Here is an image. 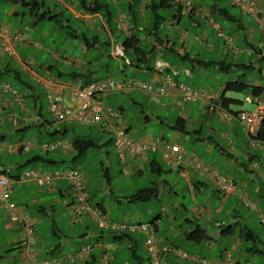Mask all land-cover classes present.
<instances>
[{"label":"crops","instance_id":"0c3cea01","mask_svg":"<svg viewBox=\"0 0 264 264\" xmlns=\"http://www.w3.org/2000/svg\"><path fill=\"white\" fill-rule=\"evenodd\" d=\"M210 1L212 3L209 7H203L196 2L194 3L197 4V8H200L205 16H210L209 18L214 20L213 16L211 15L212 12L224 7H222L223 5H220L221 1L219 0ZM254 1L257 4L256 17L250 14L243 13L239 8L232 6L230 1L227 0L226 7L237 9L239 11L238 15H236L237 22L234 23L232 19L226 15L227 23H234V30L243 35L242 42L244 46H240L242 43L240 42L241 44L239 45L237 44L238 42L233 39V45L235 48L234 52L229 50L225 46L224 41L219 38L218 35L217 41L215 40L214 43L210 42L209 29L216 31V33L218 32L210 24L207 23L205 19L206 17H198L194 15H192L191 17L190 15H187L184 9L182 10V8L180 14L178 11H174V14L172 15V22L170 25L178 26L180 25L183 17H189L190 27L194 30H199L198 32L200 33V35L194 36V42L189 43V41L191 40V34L188 33V30L191 29L189 27H187V31L184 30L182 32L174 33L176 34V37L178 39L177 41L179 43V47L177 49L173 48L174 43L168 37H165L164 40L159 36H157V38L155 39L152 37V35L142 37L143 41H146L148 44L155 45L154 63L160 61L162 64H164V72L168 73L173 80L182 83L191 89H203L209 91L214 90L212 92H214V94H216L218 97V99L214 101V103L218 105V109L216 111L207 110L197 102H186L181 109L177 108L173 103V100L177 98V93L175 92H173L172 97L161 99V102L158 105L151 103L147 95L138 92L124 94L122 95L123 98H121L117 101L116 104H114L115 107L120 108L124 125L126 126L132 137L137 139L156 138L164 142L173 143L180 146V149L184 154L182 163L179 166L171 167L163 160L161 153L157 152L140 157L136 161L130 163L125 170L129 171L131 175L139 177L143 175L144 169L146 167L150 173L155 174L158 178H161L163 174H168V176L176 174L182 179V182L184 183L188 195L183 193L184 190L182 191V195H179V193H177V191L174 189L173 183L168 180L159 179L157 183L158 186L161 185L162 188H164L165 186L169 187L168 192L170 194H173L176 199V201L173 202V210L175 209L180 215L182 214V224H187L186 227H182V229L179 231H174V229L171 228L168 237V235H166L164 231L160 230L159 228L162 223V216H168L169 220L175 222L176 216L173 214H169L170 211L167 206H162L160 211L161 213L152 218L151 221H148L155 223V233L158 239V245L160 247L171 245L179 248L178 245L172 242L175 240L187 243V246L205 245L208 247V249H212L214 243L222 244L227 243V241L229 240L232 243L233 250L240 252L243 246V229H249L250 231H252L249 228V222L251 220L240 213V208L244 207L249 213H252L254 217L253 221H258L259 224H261V217H264V147H258L250 143L248 137L243 131L241 123L236 118V113L240 111H233L230 109L231 105H236L234 104V101H240L228 98V92L225 93L226 85L238 80L246 85L254 83L258 86V88L264 89V81H259L258 79H253L252 77L246 76L247 72L250 73L253 70H257L261 79H264V69L260 68V63L264 61V0ZM108 2L118 10V13L120 10L125 11V9H132L134 5L132 0H108ZM195 4H193L194 7H196ZM138 10L140 11V15L145 12L143 9L141 10V8H139ZM72 13L82 14L81 20L88 17V20H84L87 22L90 20L92 22L93 19H96L97 15H99H84L80 11L78 12L75 10H73ZM242 16H247L249 17V19L254 21V23H259L256 24L258 26V30L261 32L260 37L257 38L256 30L253 28L252 24H248V26H245ZM100 19L102 22H104V19L101 15ZM202 25H205V27L207 28H201ZM104 31H106L105 27ZM106 32L109 37L110 46H115L116 44L121 43L116 35H110L108 31ZM222 32L224 33V31ZM226 35L232 36L229 33H227ZM123 36L125 35L123 34ZM194 46L199 47L201 50L203 49V52L206 53L194 51ZM97 47L98 45H96L94 49H96ZM125 53L127 52L125 51ZM166 53L174 54L181 60V63L178 66L171 65L168 61L165 60L167 56ZM207 54L211 55V57H208ZM110 56L111 59H118L115 58L111 53ZM3 57L4 55L0 53V58L2 59ZM230 57H233L235 59V62L230 64V70H232V68L236 69L235 71L237 72V77H230V70L221 66V64H225ZM238 57H243L245 58V60H243L241 63L236 62ZM60 58L61 57H59V59ZM13 60H15V64L17 63L16 65L19 67V69H21L23 73L27 75V72L23 69L24 67L22 66V63L26 62L22 61L21 56L20 58L18 56V59ZM63 61L66 69L70 68V70L76 73H82L86 75L87 73H89V75L92 73L91 67L86 61H79L78 63L74 64L68 57H64ZM66 62L69 63L67 64ZM193 62H201V64H194ZM79 63L80 65H78ZM125 64L129 66L132 71L137 70L144 76H147L148 79H146L145 82L154 80L156 75L154 64L150 67L148 65H141L134 60L128 59H126ZM187 64L190 66V68L187 66ZM75 65L77 66L76 69H72L70 67H74ZM38 67L40 68V66ZM48 70L49 66H46L45 74L47 75L51 74V71ZM68 72L64 71L59 74V76L53 77L60 80L61 82H69L73 79L70 76L66 77V74H68ZM241 72H244L245 74ZM196 76L204 80L213 79L214 83L211 84L209 89H205L201 84H198L197 86L191 84V80H193ZM89 78L90 80H92L91 75ZM124 79L138 80L135 77H124ZM135 93H137L138 95H142L143 100H140L136 96H134L133 94ZM247 94L250 95L248 91ZM222 95L228 100H233L229 102L228 107H223L222 100L220 99ZM113 97L114 96L112 95L106 96L104 98L105 104L109 106V104L107 103V99H109L110 102H113V100L115 99V97ZM145 103L151 106L155 105L156 110H154V113L153 111L147 110L145 108V106L147 105H145ZM134 108H140V112L141 114H143V128H145L144 131L147 127L151 126L152 122H154L161 129L165 128L173 130V136L170 141L166 140L161 133L159 136H155L145 133L146 131H143L144 133H142L139 137L136 136L138 132L132 129L129 120L126 118V114ZM27 110V112H21L19 108L13 103L12 97L9 95H5L0 98V143H15L23 140H33L38 141L39 143H43L62 140V142L69 145V149L65 151L58 150L51 153L55 154V156L51 157L49 156V154L46 155L38 150H32L29 153H9L6 150H2V152L0 153V173H7L13 179L12 199L17 204L25 208L34 223V234L37 239L36 252L38 258H56L62 261L61 264H99L102 250L98 246L110 244L114 246V249L109 252V255L112 257L110 264H150L147 252L143 244V235L129 232L113 231L110 228V224L114 223L112 221V217L108 214L103 205L93 202L90 195L89 196L91 203L101 209L104 215L103 220L108 225V228L105 229H100L99 227L96 228V233L93 232L92 228L82 225L84 222H90L88 220H83L79 223L71 222V215L69 213V210L64 205L65 200H70L68 192V182L65 179L56 180L53 183V187L51 189L40 188L32 183L25 182L20 179L21 173L26 170H37L52 174L58 169L39 170L33 167L37 165L56 167L57 165L62 163H71V159L76 154L71 147V142L75 139H92V136L85 137L76 132L75 127L77 125H56L54 127L55 129L51 131L50 128L53 125L48 124L49 121L43 117L42 112L41 114H39L37 108H27ZM222 110L230 113V119H225L222 117ZM13 114H16L20 118L16 127H12V125L10 124V118ZM178 121L181 123H179L175 127V124ZM182 121L184 123L183 125ZM192 126H194V128ZM86 128H96L98 133L109 134L106 131L105 123L101 126H92ZM35 131L39 135L38 138L28 135L32 134L33 132L35 133ZM69 135H71L73 138L71 142L64 140ZM181 137L182 144L185 143L187 146H190V148H184L183 145L179 143ZM109 142L112 145V138L109 139ZM104 145L105 143L99 144L100 148ZM70 151L72 152V155H70L69 160H66L65 156H68ZM23 155L29 156H27L26 158H22V160L17 159L20 156L23 157ZM157 156H159L165 163V168L157 161ZM190 157H195L202 165L213 168L221 174L232 178L237 183L238 188L240 189L239 193H233L228 196L222 195L216 189V187L208 181L204 174L196 171L190 166L188 162ZM79 161H77L76 163H72L74 167H76L75 165L79 163ZM218 165H221L222 168L226 169L225 173H222L224 171L217 168ZM168 176L166 178H168ZM153 185L156 184L154 183ZM158 192L159 193L157 196H159L161 193L159 189ZM133 194L129 196L124 195L122 197H118L116 199V203L120 207L124 203H141L129 202L127 200V198H129ZM48 196L50 197V199L46 201L44 198ZM179 196L181 198V201H179ZM17 197L20 198L19 202L16 201ZM247 199L256 206L257 209L255 211H252L245 206L244 201ZM215 200H217L218 203L217 205H215V207H213ZM186 201L192 202L193 205L188 208V206L185 204ZM195 202L199 205V208ZM46 204H48L47 206L51 209V211H54V204H60L62 205V207L64 206L63 208L66 210V213L70 219V229L72 230V232L76 231V229L80 230V236L78 237L79 242L73 243L74 241L67 237H65L64 240H61L62 233L60 229L54 227V219L51 220V226L53 235H55V237H58V243L47 244L44 242L43 234L38 236V226L45 223L43 218H45L47 223L49 221V218H53L49 217V215L47 214ZM30 205L36 207V211L33 214L28 211ZM224 210L228 212V216L231 220L229 225H226L224 221L218 220L219 215ZM149 212L151 211L146 210L141 214L134 212L132 214L134 216H129L126 219H123V222L121 221V223L119 224L141 222L137 221V218L139 220H142L141 218H144V216ZM1 221L4 223L5 229H7V231H10L11 228H13V231L17 233L16 238L12 241L13 247H10V250H17L20 254L18 249L19 230L17 227L9 224V222L7 221L6 212L0 209V222ZM79 224L80 226L76 228V225ZM197 227L205 231V233L209 236L210 239L207 242L195 244L187 240V234L194 231ZM224 227L229 228L228 233H230V229H232V235H228V233L225 235H221V231L224 230ZM240 229H242V231H238ZM259 241L261 244L260 246L264 247V243H262L260 238ZM87 245L94 246L91 254L86 257H78L77 252H79L82 247ZM140 252H143V254H140ZM221 254L222 252L219 253V257L221 256ZM67 256H72L75 259L71 262L63 261ZM215 258L217 259L218 257ZM216 259L214 261H217ZM236 259L240 264H249L250 262L248 259H246L247 262H245L241 260L240 257H236ZM171 264L180 263L172 261Z\"/></svg>","mask_w":264,"mask_h":264},{"label":"built area","instance_id":"2783aa9c","mask_svg":"<svg viewBox=\"0 0 264 264\" xmlns=\"http://www.w3.org/2000/svg\"><path fill=\"white\" fill-rule=\"evenodd\" d=\"M114 1V0H112ZM148 0H140L141 8H144ZM176 7H182L186 14L198 17H206V21L215 30L225 46L235 51L233 38L221 31L220 25L210 16H205L200 8L194 7L190 0H170ZM232 6L239 8L243 13L257 16V4L254 0H230ZM129 16L120 11L115 20L116 29L125 36H130ZM26 45V36L21 31H14L10 27L0 24V53L9 58L18 59L19 49ZM37 46V45H35ZM125 48L122 44H116L111 54L115 58H124ZM59 59V57H56ZM67 64L69 62H66ZM23 69L27 72L31 81L40 86L44 92V99L47 105V112L50 117L49 125H82L86 127L101 126L105 123L106 131L112 135V144L116 153V159L120 168L125 171L130 163L148 154L161 153L163 160L171 167L179 166L182 163L184 154L180 146L164 142L156 138L137 139L130 135L124 125L123 118L118 107H111L105 104L104 98L108 95L131 94L134 92L143 93L149 97L153 104H160L161 99L172 97L173 92L177 98L173 100L175 107L182 108L186 102H197L210 111H216L218 105L214 103L217 95L204 90L191 89L188 86L173 80L168 73L164 72L165 66L160 61L155 63V78L153 81L145 82L139 80H113L110 78L100 79L84 83L80 79H73L69 82L60 80L49 75H41L35 70L31 63H22ZM250 86L258 88L254 83ZM5 95L12 97L13 103L21 112H27L22 94L9 83L0 84V98ZM245 103L253 107L252 111H240L236 118L242 125L243 131L251 144L264 147V89L257 96L247 95ZM222 117L230 119L229 112L222 110ZM19 117L13 114L10 118L12 127H16ZM260 136H263L261 139ZM69 145L62 141L43 142L23 140L15 143H0V153L6 150L9 153H29L38 150L44 154H51L55 151H65ZM190 166L205 175L208 181L224 196L239 193L237 183L230 177L221 174L213 168L202 165L195 157L189 158ZM20 179L35 186L51 189L56 180L65 179L68 182L70 200L64 201L71 215L72 223H79L88 220L97 225L100 229L108 228L103 220L101 209L93 205L87 192V185L84 176L76 168H67L54 171L52 174L37 170H26L21 173ZM13 179L8 175L0 174V209L6 212L7 221L19 230L18 249L21 259L25 264H61V260L40 259L37 256V239L34 234V223L25 210L12 199ZM246 207L255 211L256 206L245 200ZM260 223L264 226V217ZM113 231L142 234L144 237V248L148 255L150 264H171L172 261L180 264H238L232 253L225 251L219 260L213 261L198 255L189 254L180 248L166 245L159 246L153 222H133L125 224H110ZM101 248L99 264H110L112 257L109 252L114 246L107 244L98 246ZM93 245L82 247L77 252L78 257L88 256L93 251ZM75 258L67 256L63 261H73Z\"/></svg>","mask_w":264,"mask_h":264},{"label":"rangeland","instance_id":"374dc122","mask_svg":"<svg viewBox=\"0 0 264 264\" xmlns=\"http://www.w3.org/2000/svg\"><path fill=\"white\" fill-rule=\"evenodd\" d=\"M38 2H44L45 6L50 8L52 14H58V21L56 22H42L38 23L34 26L30 24L27 17H22L21 13L24 12V9L22 7H13L9 2L0 1V24L6 25L13 29L14 31H21L26 36V45L19 49L18 56L22 61L26 63H31L32 67L37 70L41 75L45 74V68L46 66H55L51 70L50 76H58L60 72H72L70 68L65 67L64 65V57H68L71 59V61L76 64L79 61L87 62L89 63L92 73L90 74L92 77V81L108 78L119 81L124 80V77H135L138 80L145 81L148 79L147 76H144L142 73L138 72L137 70L132 71L129 66L125 64L126 59L132 60L134 59V56L130 53H124V58L122 59H108L107 53L110 54L112 51V48L114 46H106L105 43L109 41V37L106 31H104V23L100 19V15L102 16L103 13L97 15L96 19H93V21H84L88 20L83 19L81 20V14L78 13H72L73 10L78 11L80 0H36ZM88 2L92 0H86ZM199 5L203 7H209L212 3L210 0H193ZM224 5H227V0H223ZM68 9H67V8ZM112 18L115 21L118 16V10L112 6ZM79 12V11H78ZM230 12L232 14L238 15L239 11L237 9H230ZM12 13H17L18 16L12 15ZM158 15L161 17H164L166 20L162 22L161 29L157 33V35L161 39H165V37L171 39V41L174 43L173 48L177 49L179 47L178 39L176 37V34L178 32L187 31V27H190V19L189 17H183V19L180 22V25L178 26H171L172 22V15L174 14L173 10H158ZM153 17V13L151 11H145L142 16L138 17V23L149 29L150 23ZM243 23L245 26H248V24H252L253 28L256 30L257 38L261 36V32L258 30L257 24L258 22L252 21L247 16H242ZM106 20V19H105ZM220 22V28L221 31H224V33L231 34L232 38L235 39L238 43L241 44L240 46H244L242 42L243 35L239 33L235 29V24H229L225 22L223 19L219 18ZM257 23V24H256ZM69 25L68 29L66 26ZM205 27V25H202L201 28ZM114 28L116 26L114 25ZM200 28V31H201ZM207 28V27H205ZM69 30H73L77 33L76 39H71V37L67 34ZM130 30V29H129ZM108 31V30H107ZM199 31V30H198ZM197 30H194L193 28L188 30V33L191 34V40L190 42H194V36L200 35V33ZM210 32V42L214 43L215 40L217 41V33L216 31H213L209 29ZM146 34L148 31L145 32ZM122 33H119L117 30L115 31V35L118 36V39L120 42H123L125 36L119 35ZM141 36L142 33H139ZM83 36L91 43L93 39L97 37L98 39V47L96 49L88 51L83 42ZM118 42V41H117ZM119 42V43H120ZM241 42V43H240ZM121 44V43H120ZM37 45V46H35ZM197 45V44H196ZM195 45V46H196ZM116 46V45H115ZM194 46V51L206 53L203 52L204 50L200 49L199 47ZM107 52V53H106ZM106 53V54H105ZM196 53V52H194ZM21 54V55H20ZM165 60L168 61L171 65L178 66L181 63V60L171 53H166ZM60 59H55L56 57H60ZM208 57H211V55L207 54ZM27 58V59H26ZM148 62H146L144 65H148L151 67V65H155V54L149 53L148 54ZM245 58L238 57L236 62L241 63ZM6 62H12L14 65L15 60L12 58H8L4 55V57L0 58V68L4 65ZM235 59L233 57H230L226 63L225 66L228 64L234 63ZM20 63V62H19ZM21 64V63H20ZM80 65V63L78 64ZM256 65V64H255ZM40 66V68L38 67ZM76 66V65H75ZM70 66L72 69H76V67ZM109 66V67H107ZM122 66V68H121ZM187 66L190 68V66L187 64ZM18 67V66H17ZM19 68V67H18ZM121 68V69H120ZM125 68V69H124ZM260 68L264 69V61L260 63ZM211 70V69H208ZM236 69L232 68L230 70V77L238 76ZM245 74L244 72H241ZM246 76L252 77L253 79H258L259 81H264V79H261L260 75L258 74L257 70H253L250 73H246ZM65 79V78H63ZM5 79L0 78V84L4 83ZM182 81V77H181ZM213 79L204 80L199 77H194L193 80H191V84L198 85L201 84L205 89H209L211 84H213ZM38 94L41 97L42 102V115L45 119L50 120V117L47 112V105L44 99V92L41 89L40 86H37ZM203 90V89H202ZM208 91L210 93H214L212 91L214 90H204ZM124 94H117L112 95L115 97L113 102H110L109 99H107V103L109 106L115 108V105L118 100L123 98ZM138 99L143 100L142 95H138L137 93L133 94ZM247 92L243 93H235V92H228L227 97L232 98L235 100L240 101L242 104L240 105H231L230 109L233 111H252L253 107L251 105H248L245 103V98L247 96ZM113 97V98H114ZM147 103H145L146 105ZM145 108L147 110L153 111L156 110L155 105H146ZM126 118L129 120V123L133 130L137 131L138 133L136 136H140L142 133H148L151 135L159 136L160 133L163 134L166 140L170 141V139L173 136V130L169 129H161L156 123L152 122L151 126L143 128V114L140 112V108H134L131 109L130 112L126 114ZM56 126V125H55ZM54 125L50 128V130H54ZM95 127V126H93ZM191 127V126H190ZM194 128V126H192ZM76 132L80 133V135L83 136H92V139L97 141V143H105L104 146H102L100 149H92L89 150L86 156L79 161L75 166L80 171V173L84 176L86 184H87V192L91 196L92 201L98 204H101L105 207L108 214L112 217V221L114 223H121L123 222V219H126L129 216L132 215L134 212L141 214L143 211L146 210L151 211L147 215L144 216V218H141L142 220H139L137 218V221L141 222H148L151 221L152 218H154L156 215L161 213V207H168L169 208V214H173L176 216V222L169 220L168 216H162V223L159 226L160 230L164 231L166 235L170 234V229L173 228L174 231H179L182 229V227H186L187 224H182V214L180 215L175 209L173 210V202L176 201L175 196L173 194H170L168 192L169 187L165 186L164 188L161 187V185L158 186L159 179L168 180L173 183L174 189L179 193V195H182V191L184 194L188 195L184 183L182 182V179L178 177L176 174H172L171 176H168V174H163L161 178H158L155 174H152L148 171V169L145 167L144 173L142 176H133L129 171H123L116 159V153L113 149L111 143L109 142V139L112 138L110 134H101L98 133L96 128L88 129L86 127L77 125L75 127ZM144 131V132H143ZM32 137L38 138L39 135L35 131L32 134H28ZM49 139V138H48ZM63 139V138H62ZM90 139V138H87ZM64 140H67L71 142L73 140L72 136L69 135ZM62 141V140H61ZM179 143L183 145L184 148H190V146H187L185 143L182 144V137L179 140ZM196 148V147H195ZM70 155H72V152L70 151L68 156H65L66 160H69ZM29 155H23L18 157V160H22V158H26ZM49 156H55V154H49ZM157 161L165 168V163L161 160L159 156L156 157ZM74 165L72 163L66 162L55 166H43V165H37L33 168L44 170V169H58L62 170L64 168H73ZM218 169H221L222 173H225V168H222L221 165H218ZM168 176V178H166ZM232 176V175H231ZM233 177V176H232ZM156 184L158 186V189L160 190V195L156 196L149 201L141 202V203H134V204H127L124 203L121 207L116 203V199L118 197H122L124 195H131L134 192L141 190L143 188H148L153 186V184ZM41 188V187H40ZM158 197V199H157ZM46 201L50 199V197L44 198ZM16 201L19 202L20 198L17 197ZM179 201H181V198L179 196ZM46 203V202H45ZM196 203V202H195ZM218 201L215 200L214 206L217 205ZM188 208L192 206V202L186 201L185 203ZM47 214L49 217L48 223L43 218L45 223L43 225L38 226V236L43 234L44 242L47 244H55L58 243V237H55L53 235L52 231V219L55 221V228H58L61 230L62 236L61 240H64L65 237L73 240L75 242H79V236H80V230L73 231L70 229V219L66 213V210L62 207L60 204H54L53 208L54 211H51V209L47 206ZM196 205L199 208V205L196 203ZM239 208V207H238ZM35 206L30 205L28 211L33 214L36 210ZM240 213L242 215H245L249 220V228L257 235L262 243H264V227L258 223V221H253V215L252 213H249L244 207L240 208ZM130 214V215H129ZM218 220L224 221L226 225L230 224V218L228 216V212L226 210L222 211V213L219 215ZM174 222V223H173ZM83 226H88L93 229V232H97V225L93 222H84L82 224ZM174 225V226H173ZM80 226L76 225V228ZM86 230V229H85ZM242 231V229L238 230ZM17 233L13 231V228H11L10 231H7L5 229L4 223L0 222V264H25V262L21 259L20 254L17 250H10V247H13L12 241L16 238ZM172 241V240H170ZM178 247L193 255H198L200 257H204L210 260H215V257H218L216 260H218L219 253H224L225 251L231 252L234 256L240 257L241 260L245 261L244 255H242L240 252L233 250L231 241H227V243H214V246L212 249H208L207 246H187V243H183L182 241H172ZM248 247L252 246L251 243L246 244ZM260 250L264 251V247H261L260 244L257 246ZM140 254H143V252ZM249 258L250 262L249 264H264V257L259 255H252Z\"/></svg>","mask_w":264,"mask_h":264},{"label":"trees","instance_id":"16d2710c","mask_svg":"<svg viewBox=\"0 0 264 264\" xmlns=\"http://www.w3.org/2000/svg\"><path fill=\"white\" fill-rule=\"evenodd\" d=\"M0 1H5V2H9L13 7H22L24 9V12L21 13L22 17H27V19L29 20L30 24H32V26L38 24V23H42V22H56L58 21V14H52L50 8L46 7L44 2H38L36 0H0ZM112 1V0H111ZM221 1L220 5H223L219 10H215L212 12V16L213 19L216 23H218L220 25L219 22V18L223 19L225 22H227L226 19V15L228 17H230L232 19V21L234 23L237 22V18L235 14H232L230 12V7H226L223 4V0H219ZM230 1V0H229ZM132 2L134 3L133 8L132 9H125V13L129 16L130 21H129V28L130 29V36H125L123 42H121V44L124 46L125 51L127 53H130L134 56V60L135 62L144 65L146 62H148V54L149 53H154L155 50V45L152 44H148L146 41L142 40V37L144 36H148V35H152L153 38H157V33L159 32V30L161 29L162 26V22H164L166 19L164 17H161L160 15L157 14L158 10H173V11H178L179 14L181 13V8L180 7H176L174 6L171 1L169 0H148L147 3L145 4L144 8H141L140 6V0H132ZM191 2L193 4H195L193 0H191ZM79 8L78 11H80L81 13H83L84 15H96V14H101L103 13L102 17L104 19V26L106 28V31L108 30V33L110 35H114L115 36V31L117 30L116 28H114L115 25V21L112 18V4L108 2V0H92L90 2L86 1V0H80L79 3ZM141 8V10L143 9L144 11H151L153 13V17L150 23V28L147 29L143 26H141L138 23V17L142 16L140 15V11L138 10L139 8ZM195 6L197 7V4H195ZM183 10V8H182ZM123 11V10H122ZM119 14V13H118ZM13 15L18 16L17 13H13ZM190 15L192 17L191 14H187ZM106 19V20H105ZM68 29L69 25L66 26ZM134 29V31H133ZM118 31V30H117ZM148 31V33L146 34L145 32ZM119 32V31H118ZM122 33V32H119ZM139 33H142V35L140 36ZM71 39H76L77 38V33L74 32L73 30H69V32L67 33ZM120 35V34H119ZM118 38V36H117ZM83 42H84V46L85 48L90 51L92 49H94V47L98 44V39L97 37L95 39H93V41L90 43L84 36H83ZM106 46L110 45V42H106L105 43ZM62 58V56H60ZM107 58L111 59L110 54L107 53ZM198 63L199 65L201 64V62H193ZM204 64V63H202ZM210 65V63H209ZM222 67L230 70L231 69V65L228 64L227 66H225V64H221ZM220 66V67H221ZM55 66H49V70L51 71ZM62 72H60L59 74H61ZM58 74V76H59ZM72 77V79H80L82 80L84 83L90 82V75L89 73L86 74H82V73H76L74 71L72 72H68V74H66V77ZM0 78H4L5 79V83H9L11 84L14 88H16L23 96L24 99V103L26 104V108L28 109H38V113L41 114V112L43 111L42 109V102H41V97L38 94L37 90V85H35L31 79L23 73V71L21 69H19L17 67V65H14L12 62H6L4 63V65L2 66V68H0ZM249 92V94H252L254 96H257L258 94L261 93L262 88H254L250 85H246L241 81H235L233 83H228L225 87V93L226 92H235V93H243V92ZM113 95V94H112ZM220 99L222 100V105L223 107H228V104L230 101L233 100H228L227 98H225L223 95L220 97ZM234 104L236 105H240V102H235ZM119 108V107H118ZM120 111V108H119ZM121 113V111H120ZM49 121V120H48ZM47 122V121H46ZM181 122H177L175 124L178 125ZM183 121H182V125H183ZM263 136H260L259 138L261 139ZM71 147L74 150V152L76 153L74 155V157L71 159V163H76L77 161L83 159L86 154L88 153L89 150L92 149H96V148H100L99 144L97 143V141H95L94 139H75L71 142ZM48 155V154H46ZM158 188L156 185H153L151 187L148 188H143L141 190H138L137 192H135L132 196H130L129 198H127V200L129 202H146L149 201L150 199L156 197L158 195ZM228 227H224V230L221 231V235H225L229 232ZM232 229H230V233H228V235H232L231 234ZM209 236L205 233V231H203L200 228H196L194 231H192L191 233L187 234V240L195 243V244H199V243H205L209 240ZM242 249L240 251V253L242 255H244L245 259L250 260L247 257H250L252 255H259L264 257V251L260 250L257 246L258 244H260L259 241V237L257 235H255L252 231H250L249 229H243L242 231ZM247 243H251L252 246H247ZM261 245V244H260ZM233 258L238 262V260L236 259V256H234L232 254ZM141 260V259H138ZM143 261V260H142ZM245 262H247L245 260ZM189 264V263H186ZM238 264H240L238 262Z\"/></svg>","mask_w":264,"mask_h":264},{"label":"clouds","instance_id":"9594fccd","mask_svg":"<svg viewBox=\"0 0 264 264\" xmlns=\"http://www.w3.org/2000/svg\"><path fill=\"white\" fill-rule=\"evenodd\" d=\"M169 1H170V0H169ZM180 8H182V7L180 6ZM120 11H122V10H120ZM120 11H119V12H120ZM81 16H82V14H81ZM129 31H130V30H129ZM240 104H241V103H240ZM0 174H5V173H0Z\"/></svg>","mask_w":264,"mask_h":264}]
</instances>
